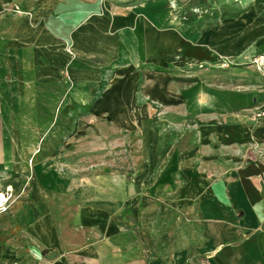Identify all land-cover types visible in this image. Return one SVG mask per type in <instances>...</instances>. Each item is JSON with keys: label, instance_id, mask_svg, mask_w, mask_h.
I'll list each match as a JSON object with an SVG mask.
<instances>
[{"label": "crops", "instance_id": "0c3cea01", "mask_svg": "<svg viewBox=\"0 0 264 264\" xmlns=\"http://www.w3.org/2000/svg\"><path fill=\"white\" fill-rule=\"evenodd\" d=\"M3 4L18 11L0 15V96L22 114L40 98H89L141 132L146 164L127 177L124 214L61 195L39 158L7 159L0 192L16 198L0 210V264H43L44 249L46 264H264V123L252 117L264 72L251 64L264 0Z\"/></svg>", "mask_w": 264, "mask_h": 264}, {"label": "rangeland", "instance_id": "374dc122", "mask_svg": "<svg viewBox=\"0 0 264 264\" xmlns=\"http://www.w3.org/2000/svg\"><path fill=\"white\" fill-rule=\"evenodd\" d=\"M0 6L7 8L0 15L15 13L13 6ZM220 60L226 61L218 63L221 67L229 65L227 59ZM185 65L202 66L193 61ZM56 89L52 88V92ZM22 107L19 99L0 96V159L7 161L0 163L6 167H0V172L13 173L9 158L20 163L18 169L30 168L34 158H39L33 168L51 171L55 181L60 177L64 185L61 195L80 204L104 205L126 214L127 177L137 176L146 164V158H141V132L128 128L126 123L105 121L95 114L89 98H40L34 100L35 114L20 113L25 111ZM132 121L136 128L137 121ZM30 160L32 163H28ZM15 198L12 196L7 203ZM197 242H190V257L197 253ZM46 251L42 250L40 257L43 264L54 259L48 258ZM152 261L148 259L149 264H156Z\"/></svg>", "mask_w": 264, "mask_h": 264}, {"label": "built area", "instance_id": "2783aa9c", "mask_svg": "<svg viewBox=\"0 0 264 264\" xmlns=\"http://www.w3.org/2000/svg\"><path fill=\"white\" fill-rule=\"evenodd\" d=\"M6 9H7L6 7L0 6V13H3ZM11 10L17 12L18 8L13 6ZM177 57L178 55L175 56V58ZM251 64H253L256 67V69H258L259 71L264 72V54L261 53L253 56L251 58ZM252 117L255 120H259L264 123V105L255 108L253 110ZM0 193L2 195V197L0 198V210L4 211L8 207L7 201H9V199L12 197V194L10 190H6L5 192H0Z\"/></svg>", "mask_w": 264, "mask_h": 264}, {"label": "trees", "instance_id": "16d2710c", "mask_svg": "<svg viewBox=\"0 0 264 264\" xmlns=\"http://www.w3.org/2000/svg\"><path fill=\"white\" fill-rule=\"evenodd\" d=\"M170 61L174 64L182 65V64H185L189 60H185L182 56L178 55L177 58L175 57L170 58Z\"/></svg>", "mask_w": 264, "mask_h": 264}, {"label": "water", "instance_id": "95a60500", "mask_svg": "<svg viewBox=\"0 0 264 264\" xmlns=\"http://www.w3.org/2000/svg\"><path fill=\"white\" fill-rule=\"evenodd\" d=\"M53 255H54V254H53ZM49 258H51V259H52V258H54V256H49Z\"/></svg>", "mask_w": 264, "mask_h": 264}, {"label": "bare ground", "instance_id": "6f19581e", "mask_svg": "<svg viewBox=\"0 0 264 264\" xmlns=\"http://www.w3.org/2000/svg\"><path fill=\"white\" fill-rule=\"evenodd\" d=\"M2 197L1 193H0V198Z\"/></svg>", "mask_w": 264, "mask_h": 264}]
</instances>
